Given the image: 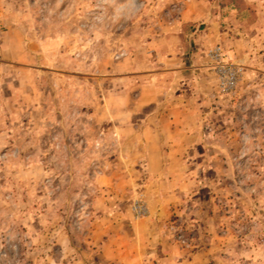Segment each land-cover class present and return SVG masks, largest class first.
Segmentation results:
<instances>
[{
  "label": "rangeland",
  "instance_id": "1",
  "mask_svg": "<svg viewBox=\"0 0 264 264\" xmlns=\"http://www.w3.org/2000/svg\"><path fill=\"white\" fill-rule=\"evenodd\" d=\"M168 110L147 154L139 120ZM136 239L264 264V0H0V264H123Z\"/></svg>",
  "mask_w": 264,
  "mask_h": 264
},
{
  "label": "crops",
  "instance_id": "2",
  "mask_svg": "<svg viewBox=\"0 0 264 264\" xmlns=\"http://www.w3.org/2000/svg\"><path fill=\"white\" fill-rule=\"evenodd\" d=\"M148 74H150V73H148ZM148 87H150V86H147V84H146V86H145V84L141 86L142 93H141L140 96H141L142 99L145 97L144 100H142V104H144V105L148 104L149 101H150V100L147 99V97H149V95L151 94V93L148 94V91H152V90H149ZM158 89L155 90V95L158 94V91H159ZM157 103H158V101L156 100V105H158ZM172 108H173V106L169 107V109H172ZM177 108H179V107H177ZM158 112L159 111H157V113L155 114L156 116H153V117L146 115L144 118H141L139 120L140 122L138 123V129L140 130V133L142 134V136H143V138L145 140L146 146H147L145 152L147 154H151V155L158 154L161 151L159 149V146H158V143H159L160 140L169 139V138L170 139H174L173 136H178L175 133V130L177 128V126H176L177 122H175L174 116H172V113H174V112L170 111V110L162 111L161 114L158 113ZM157 114L159 115V117H157ZM171 116H172L173 119H170ZM176 118H178L177 115H176ZM162 123L166 124L168 126V130L169 131L166 134L165 133L162 134L163 133V131L161 130V127L163 125ZM174 123H175V125H174ZM176 144L178 145L179 143H176ZM163 152H164V150H163ZM168 153H170L169 150H168ZM148 231H147V233H148ZM150 235H152V234H150ZM147 236H149V235H147ZM135 237L136 236L133 235L132 238H135ZM138 244L139 243H137V239H136V242H132V240H131L130 245H129L130 249L126 253L127 258L123 262V264H153L152 260L148 262L146 260L144 261V260L138 259L136 257L139 254V249L136 248ZM142 245L146 247V244H141V246ZM99 246H101L100 247L101 255L104 256V260L103 261H105V263L109 262V260H108L109 256L108 255H109L110 252L107 249L108 247L105 244L102 245V243H100ZM146 252H147V250H146ZM108 264H110V263H108Z\"/></svg>",
  "mask_w": 264,
  "mask_h": 264
},
{
  "label": "built area",
  "instance_id": "3",
  "mask_svg": "<svg viewBox=\"0 0 264 264\" xmlns=\"http://www.w3.org/2000/svg\"><path fill=\"white\" fill-rule=\"evenodd\" d=\"M209 57L216 64V73L218 74V80L220 86L224 90L232 88L236 80V69L230 67L228 64L222 63L221 54L219 48L215 47L210 50ZM221 61V62H219ZM132 210L135 215L142 214L144 211V206L140 200H134L132 205Z\"/></svg>",
  "mask_w": 264,
  "mask_h": 264
}]
</instances>
